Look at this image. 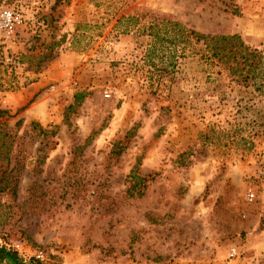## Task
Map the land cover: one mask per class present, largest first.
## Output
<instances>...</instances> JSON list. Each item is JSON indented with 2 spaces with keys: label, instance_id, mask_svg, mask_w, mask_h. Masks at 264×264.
Segmentation results:
<instances>
[{
  "label": "rangeland",
  "instance_id": "1",
  "mask_svg": "<svg viewBox=\"0 0 264 264\" xmlns=\"http://www.w3.org/2000/svg\"><path fill=\"white\" fill-rule=\"evenodd\" d=\"M4 7L24 22L0 51V242L33 264H264V0ZM161 17L238 34L261 74L155 42Z\"/></svg>",
  "mask_w": 264,
  "mask_h": 264
},
{
  "label": "trees",
  "instance_id": "2",
  "mask_svg": "<svg viewBox=\"0 0 264 264\" xmlns=\"http://www.w3.org/2000/svg\"><path fill=\"white\" fill-rule=\"evenodd\" d=\"M55 1L57 2L59 0ZM149 33L153 35L154 41L159 43L165 42L175 44L179 42L189 44L201 42L203 50L208 53L209 57L224 64L229 62L236 63V66L232 69V74L242 71V69L239 68V64L248 65L245 71L251 75V77L261 74L259 70L257 73L255 72V69L262 63L261 54L256 49H252L245 44L238 34H203L187 28L184 24L176 20L166 19L164 17L158 20L154 19V21L151 22ZM85 95V91L76 92L74 104H80ZM1 113H3L2 110H0V114ZM4 146V144L0 145V147ZM6 151H8V149H6ZM137 163L133 171L138 168ZM12 192L15 194V189H13ZM140 193L141 192H139V194ZM34 262L36 261L33 258L29 261H24L17 252L0 246V264H33Z\"/></svg>",
  "mask_w": 264,
  "mask_h": 264
},
{
  "label": "built area",
  "instance_id": "3",
  "mask_svg": "<svg viewBox=\"0 0 264 264\" xmlns=\"http://www.w3.org/2000/svg\"><path fill=\"white\" fill-rule=\"evenodd\" d=\"M24 22V16L20 11L13 8L4 7L0 10V51L3 49L4 41H11L16 29ZM3 60L7 64L15 63L13 56L5 53ZM257 175L264 179V161L257 168ZM254 197L253 192H248L246 198L252 200ZM0 246H4L7 249L17 252L18 254L24 251L23 244L20 239H11L8 242H0ZM33 259L43 260L45 253L42 249H36L31 256ZM228 257L232 260L231 264H238L237 259L239 258V252L236 247H231L229 249ZM23 259V257L21 256ZM26 261L25 259H23Z\"/></svg>",
  "mask_w": 264,
  "mask_h": 264
}]
</instances>
